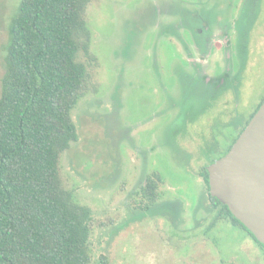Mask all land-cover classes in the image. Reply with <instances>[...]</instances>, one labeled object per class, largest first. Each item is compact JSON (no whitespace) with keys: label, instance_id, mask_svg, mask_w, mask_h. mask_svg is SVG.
<instances>
[{"label":"rangeland","instance_id":"rangeland-1","mask_svg":"<svg viewBox=\"0 0 264 264\" xmlns=\"http://www.w3.org/2000/svg\"><path fill=\"white\" fill-rule=\"evenodd\" d=\"M208 2L219 3V23L212 29L220 37L203 58L201 42L190 43V58L184 50L187 39L170 35L183 31L177 23L186 7ZM19 3L0 0V96L9 26ZM87 11L97 57L90 70L98 90L73 110L79 140L62 156L61 173L75 199L93 210V258L104 254L109 264H264L263 248L245 229L221 221L216 230L203 233L212 215L203 204L208 188L198 169L202 159L206 163L224 154L228 140L244 126L239 119L254 113L264 98V0H93ZM223 38L234 50L225 52ZM167 46L181 56L172 71ZM229 53L236 67V53L243 64L236 96L241 109L230 118L235 101L226 93L215 104L201 103L197 108L203 110L192 104L188 115L203 121L186 134L193 137L175 136L173 123L184 102L181 59L202 66L201 74L193 73L198 80L214 78ZM80 59L87 62L83 53ZM171 76L178 83L170 84ZM223 121L231 126L223 127ZM200 133L221 139L220 148L209 149L212 154L202 159ZM152 170L163 174V196L155 209L143 213L141 187Z\"/></svg>","mask_w":264,"mask_h":264},{"label":"trees","instance_id":"trees-1","mask_svg":"<svg viewBox=\"0 0 264 264\" xmlns=\"http://www.w3.org/2000/svg\"><path fill=\"white\" fill-rule=\"evenodd\" d=\"M92 1L20 0L11 19L0 96V264H109L104 254L93 258V210L75 199L61 173L62 156L79 140L73 110L98 90L90 70L97 63L87 11ZM195 17L190 27L198 33L201 15ZM173 76L170 83L177 80ZM180 77L186 104L173 124L175 136L192 119L188 100L197 98L205 85L211 87L205 78L195 80V74ZM216 160L198 165L208 188L203 204L212 215L203 233L228 221L264 250L229 207L211 195L207 167ZM163 182L159 170L146 175L139 205L143 213L158 206Z\"/></svg>","mask_w":264,"mask_h":264},{"label":"water","instance_id":"water-1","mask_svg":"<svg viewBox=\"0 0 264 264\" xmlns=\"http://www.w3.org/2000/svg\"><path fill=\"white\" fill-rule=\"evenodd\" d=\"M207 169L211 195L264 245V101L230 150Z\"/></svg>","mask_w":264,"mask_h":264},{"label":"flooded vegetation","instance_id":"flooded-vegetation-1","mask_svg":"<svg viewBox=\"0 0 264 264\" xmlns=\"http://www.w3.org/2000/svg\"><path fill=\"white\" fill-rule=\"evenodd\" d=\"M219 9H220L219 3L217 4L215 2L214 3L208 2L207 4H205V3L200 4L199 3L193 8H187L186 7L185 14H184L182 21H178V23H177V27L179 26L181 29H183V31L181 33L171 32V34H172V35H170L171 37L173 35H176L179 37V35H180L181 37H184L185 39H187L188 44L185 45L184 50H185V52H187V54L190 58H192V56H193L192 49L190 47V43L196 44L197 41L201 42L202 45L200 47V51L202 52V58L205 57L210 50L211 51L214 50V44L213 43L220 36L219 35L213 36L212 25H216V22L219 23V18H220V10ZM197 14L201 15L200 25H201V27L204 26L205 30H203L201 27H199L198 33H194L192 28H191L192 27L191 25L196 18L195 15H197ZM223 40H224L223 47H224L225 52L227 53L233 47L232 42L230 40L228 41V39L226 40L224 38H223ZM166 50L168 51V55H167V64L169 65L168 70L172 71V69H173L172 65L174 63V60L177 57L181 58V56L177 52V50H175L173 47L167 46ZM233 50H234V47H233ZM236 56L237 57L239 56V59H238L239 65L237 67L235 66V61H236L235 58L233 56H231V54L229 53L226 56V66L225 67L218 66V69L216 71V76L214 78L205 77L207 83L211 84V87H210V85L209 86L205 85V88H206L205 90L197 92L198 95H196V96H198V97L193 100V103H192L193 105L197 104L196 107H198L201 105V103H203V101H205V103H206L205 106L210 105L212 103L215 104L217 102L218 97H220L221 93H226L225 98H228V96H231L233 98V100L236 102L235 103L233 101L235 111L232 110L233 113L229 112L230 118H232L236 113H238V111L241 109V101L236 96H239L240 73H241L240 70H242L243 64L241 61L240 54L236 53ZM190 58H189V60L181 59V65H179L180 71L183 72V74L185 73L186 75L191 74V73L193 74L195 72L198 74H201L200 70H201L202 66L200 65V67H199V64L198 65L194 64ZM192 69H194L195 71L194 72H188V71H191ZM171 83L172 84L178 83V79L175 80V82L173 81ZM180 84H181V81H180ZM180 87H181V85H180ZM191 94L194 95V91H192ZM181 95H182V93H181ZM193 97H191V98L193 99ZM236 98L239 100L240 103H237ZM222 100H223V98H222ZM188 101H190V100H188ZM263 101H264V98L262 99V101L259 105H261ZM184 103L185 102H182L181 105L184 106ZM192 104H190L188 106V108L191 107ZM221 104H223V103H221ZM225 104H231V100H227L225 102ZM259 107L255 108L256 110L254 111V113H252L248 118L244 119V117H241L239 119V120H241V123L244 124V126L236 137H234L232 140H230V139L228 140L230 142L228 143L227 149L224 152V154L230 150V148L235 143V141L240 136V134L243 132V130L246 128V126L248 125V123L250 122V120L252 119L254 114L257 112ZM223 113H225V112H223ZM201 117H205L207 120L208 114L201 115ZM190 121L192 123L190 125H188ZM202 121L203 120H201V119L198 120L197 116L196 117L192 116V119L191 118L186 119V124H185L186 128L184 130H182L183 133L185 134V136H186V134L189 133L192 125L195 124L196 126H200V123ZM237 121H238V119H237ZM175 122L176 123L179 122L178 117L176 118ZM204 122H205V120H204ZM224 123H225V121H223V127L227 128V129L231 126L229 122L225 123V124ZM200 131H201V129L199 128L196 133H198ZM202 131H204V130L202 129ZM200 135L204 138V142H203V144H201L203 146L200 149L201 151H200V155H199V159H202L200 156H203V154H204L203 152H208L209 149H211L213 151L214 149L217 150L220 148L219 145H220L221 139L219 137H217L216 135H215V137H210L207 139L205 137L206 134L200 133ZM191 136L193 137V135H189L188 137H191ZM224 154L216 157V159L222 157ZM202 160L205 161L204 159H202ZM217 228L218 227H214V230H216Z\"/></svg>","mask_w":264,"mask_h":264}]
</instances>
